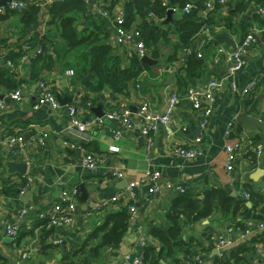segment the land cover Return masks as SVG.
Returning a JSON list of instances; mask_svg holds the SVG:
<instances>
[{
    "label": "crops",
    "instance_id": "crops-1",
    "mask_svg": "<svg viewBox=\"0 0 264 264\" xmlns=\"http://www.w3.org/2000/svg\"><path fill=\"white\" fill-rule=\"evenodd\" d=\"M20 1L25 3V8L18 13L5 14V12L0 19V74L6 69L9 72L15 71L19 79L29 80L31 59L44 53L41 44L46 43V47H51L60 36L54 26L48 25L51 20L49 0ZM105 1L110 4V0ZM230 1L222 17L218 15L217 18L222 19L224 15L228 18L234 12V8L230 7ZM237 1L242 0H232L233 5ZM0 3L3 4L1 7L7 9L11 1L0 0ZM165 5L168 6L166 16L162 19L156 15L153 17L154 21L163 28L174 24L179 12L174 11L170 4ZM30 8H37L39 12L33 17L32 22L26 23L24 14L28 13ZM122 11L124 12L123 1L119 3L113 14L105 18L97 10V4L90 2L88 11L81 17V22H85L86 17L102 22L114 52L122 57L123 61L130 63L134 57H140L137 55L136 45L119 40L116 19ZM200 14L207 17L203 11ZM248 14L251 21L242 22L237 26L240 33L237 31L242 36L251 28V24L255 26L257 22L250 12L246 14L241 12L234 16L235 20L241 22ZM138 19L133 24L134 28H138L144 21L141 18L142 22L139 24ZM83 28V24L79 26L80 30ZM212 31L207 29L203 34L206 36ZM221 33L232 36L235 32L234 29L229 28L219 34ZM171 38L174 41L178 39L176 34H172ZM221 39L217 46H227L225 40ZM158 42L159 55L154 57L150 52L148 55L161 61L162 66L148 65L151 70L143 72L139 83L130 82L126 94H115L109 87H105L100 92L89 91L81 82L75 80L74 68H62L56 64L52 70L44 71L39 80L18 87L22 88L21 101L17 102L6 97L7 106L0 110V264H68V260L78 264L81 256L77 255L76 251L86 239L83 234L86 233V229H93L99 218L103 216L99 206L105 204L110 209L118 210L132 204L141 214L135 228L128 231L119 246L105 247L103 254L92 262V264H126L127 256L135 251L139 233L146 236L147 246L160 248L159 242L151 237L150 232L152 226L159 221L161 212L168 208L170 201L183 193L179 186L185 188V191L192 190L197 194L217 186L229 192H236L238 197L247 202H250L248 198L238 192L245 190V184L252 185L257 192H264V176L258 181L251 178L252 173L264 167V156L261 159L262 166L258 169H253L247 157L250 151L249 144L253 139L257 138L264 145V134L259 129H249L237 119L241 115H250L264 122V39H259L247 51L246 68L225 82L220 90H216L211 95V98H204L203 107L212 110L208 126H200L201 112L193 111L192 103L185 95L180 96L170 123L173 136H170L166 126L160 127L157 133L152 134L154 145L148 147L146 138L142 134L145 121L139 118L137 108L143 101L149 100L156 114L165 113L169 97L177 88L178 77L186 75L184 69L186 60L190 59L187 58L189 55L180 50L177 51V58L170 59V56L176 53L174 47L163 40ZM26 45L31 46L32 56L28 63L18 70L10 57L20 54ZM217 46L204 48V58L198 59L202 62L196 60L206 65V76L197 81V87L200 89H206L214 77L219 78L226 70L225 61L219 64L218 69L211 62ZM39 50L41 52H38ZM190 57L194 59L193 56ZM20 59L19 57L16 63H20ZM68 69L75 71V77L67 76ZM254 79H258L260 85L246 96L243 94L245 88ZM233 83H236L237 88L233 87ZM42 84L51 85L58 101L60 97L64 99L62 102L67 101V103L62 104L59 101L61 107L54 111L49 107L36 109L35 106L43 93ZM12 91L0 86V95L5 96V93ZM70 106L82 112L84 122L87 123L85 133L70 127L68 119ZM127 109L135 119L134 127L128 132H122L121 138L115 139L120 124L109 119L106 114ZM99 113L105 114L101 117L102 120L97 117ZM93 120H97V123L92 124ZM232 120L237 121L236 129L238 125L242 126L240 137L244 141V150L241 151L242 155L237 162V186L232 182L234 173H230L226 168L228 153L225 144L229 141L225 135ZM183 126L187 128L186 131L182 130ZM16 134L23 135L25 147L20 158L29 163V170L26 176L14 174L4 178L6 167L2 160L13 158L10 156L12 151L4 146V142L6 143L10 138L8 135ZM81 146L87 149V153L98 158L95 168H88L82 162V152L79 149ZM180 147L200 150L203 155L193 160L184 159L176 154V150ZM28 178L32 179V184L30 188H25ZM81 182H85L88 187H95L90 191L86 210L81 208V203L75 196L81 213L92 214L87 216L88 221L81 219L76 225L67 229L52 228V231L47 233V230L40 225L41 222L28 214L22 217L17 247L12 239L6 242V239L10 238L6 228L20 219V213L26 206L40 209H47L53 204L63 206L61 192L68 190L74 194L72 190ZM155 189L159 190L157 194H153ZM114 197L119 199L117 203L112 202ZM237 219L242 220V216L238 215ZM259 221L264 220H249L246 224L248 227H256L264 223ZM85 224L88 226L86 227ZM231 225H233L231 219H220V215L217 214L186 228L184 239L194 238L201 243L193 246V256H181V259L186 264H217L218 254L214 253L217 248L215 244H211L213 239L211 236L232 230ZM255 229L259 236L264 237L262 229ZM60 235L67 236V245L56 244L55 240ZM234 238L236 241L228 248L230 250L228 259L231 257V252L238 247H251L249 241H240L237 235ZM96 244L97 240H91L89 247ZM257 245L259 252H256L257 248L245 251L239 255L243 258L239 264H264V243ZM25 253L27 257H24Z\"/></svg>",
    "mask_w": 264,
    "mask_h": 264
},
{
    "label": "trees",
    "instance_id": "trees-1",
    "mask_svg": "<svg viewBox=\"0 0 264 264\" xmlns=\"http://www.w3.org/2000/svg\"><path fill=\"white\" fill-rule=\"evenodd\" d=\"M122 1L124 2L125 14L124 28L132 30L133 24H135L138 17H141L144 21L137 28L140 33L138 40L145 43L154 57L159 55L157 47L160 46V43L158 40H163L167 44L170 43L174 47L176 53L170 56V59L177 58V51L179 50L186 54L188 50L195 49L196 43L200 39L204 41L205 46L203 48L205 49L212 46L216 47L222 41L221 37H217L220 32H211L213 39H209L203 34L207 29L212 31L218 27L220 20L216 16L221 15L220 17H222L223 15L221 5L218 3L214 11L209 13L207 17L200 14L206 5L204 0H195L196 8L189 12L183 11L184 7L190 2L189 0H155L154 2L150 0H110V4L106 6V9L113 14ZM165 4H170L172 7L177 6L179 12L174 20L175 23L163 28L154 19H150L149 16L153 14L159 19L164 18L168 7ZM89 6L90 4L85 0H66L63 3H53L50 8L51 20L48 25L55 27L59 32L60 39L51 47H46V43L41 44L44 47V53L31 59L29 80L19 79L15 71L9 72L4 69L0 74V86L14 90L21 84L35 82L40 79L44 71L52 70L56 64H59L62 68H74L76 71L75 80L81 82L92 92H100L105 87H109L115 94L121 95L126 94L130 82L139 83L143 72L151 70V67L144 64L138 57H134L130 63L123 61L122 57L116 54L112 45H110L108 32L102 22L91 17H86L85 22H81V17L88 11ZM230 7L234 8V12L228 18H225L226 30L223 31L230 28L234 31L238 30L240 33L237 26L242 22L251 21L249 14L248 16L245 15L241 22L235 20L234 16L241 12L244 14L247 12L253 13L252 18L257 22L255 26L264 27V16L257 11L258 8L264 7V0H242L237 1L234 5L231 0ZM14 12L18 13L19 10L7 7L5 14ZM38 12L37 8H30L29 12L24 14L26 23L32 22L33 17L38 15ZM214 13L217 14L214 15ZM28 14L29 16H27ZM2 17L3 15L0 16V18ZM82 24L84 28L80 30L79 26ZM251 28L245 31L243 36L238 33L239 36L244 38ZM172 34L177 35L178 39L176 41L171 38ZM22 55L23 51L10 57L12 62H15V66L19 64L16 63V60L19 57L21 58ZM216 56L215 51L212 58L215 59ZM187 58L190 59L187 61ZM187 58L185 59L186 67L184 68L186 75L178 77L175 90L180 96L185 94L191 87H197V81L206 76V65L204 63L197 62L190 55ZM237 134L242 135L241 125L237 127ZM232 137L234 138L236 135L233 134ZM252 143L256 145L259 140L257 138L253 139ZM247 157L253 168L259 166L254 152H248ZM235 177L237 182V176ZM244 188V191L249 194L247 200L252 202V207L247 206L245 199L234 197L226 189L217 186L205 189L202 194H197L192 190H186L178 194L170 201L168 208L161 212L157 224L152 226L150 235L156 242H159L160 248L157 249V247L150 245L141 249L144 254L142 264H186L181 256H193V246L201 242L196 241L194 238L185 240V229L202 220H207L213 215L219 214L220 219H231L233 221V225L230 227L232 230L229 229L230 231L227 232L234 237L237 228L248 227L246 221L264 220V192H257L252 185L245 184ZM238 215L242 216V220L237 219ZM129 219L128 206L121 207L118 210L110 209L106 211L99 218L97 224L94 225V228L86 230V233L83 234L86 239L79 250L76 251L77 255L81 256L78 264H92L95 258L103 254L105 247L119 246L130 229ZM48 224L49 219L40 223L47 230V233L52 231V227H49ZM213 235L217 236L216 234ZM213 235L211 238L215 237ZM91 240H97V244L93 247H89ZM248 241L251 247H238L231 252L230 259L226 256L225 259H219L217 264H239L243 260L239 255L249 249L256 250L258 243H264V237L257 235ZM67 243L65 241L63 245H67ZM211 244H215L214 239H211ZM256 252H259L258 248ZM232 260H234V263ZM68 261V264H75L70 260Z\"/></svg>",
    "mask_w": 264,
    "mask_h": 264
},
{
    "label": "built area",
    "instance_id": "built-area-1",
    "mask_svg": "<svg viewBox=\"0 0 264 264\" xmlns=\"http://www.w3.org/2000/svg\"><path fill=\"white\" fill-rule=\"evenodd\" d=\"M66 0H49L50 4L53 3H63ZM87 3L90 4V2H94L97 4V10L106 18L111 15L110 11L106 9V6H108V3L105 0H85ZM188 4L184 7V12H189L192 9L196 8V2L195 0H189ZM106 2V3H105ZM221 5L222 11H225L228 9V3L229 0H207L205 2V7L202 10L204 15L208 16L209 13L214 11L216 4ZM25 3H23L20 0H12L9 4L10 9L14 10H22L25 8ZM174 11L178 12L179 8L173 7ZM257 11L264 16V7H260L257 9ZM6 12L5 7H0V16L3 15ZM150 19H154V15L150 14ZM226 16L224 15L223 18L219 19L218 27L213 29L212 33H219L223 30H226L225 26V20ZM1 19V18H0ZM125 23V14L122 11L118 14L116 19V24L118 28V36L120 41H127L131 44L136 45L138 49V53L140 56L148 55L150 52L149 49L146 47L145 43L143 41L138 40V37L140 35L137 28H132V30H127L124 28ZM235 33L231 36L236 41V48L229 47V46H217L216 48V58L211 60L214 65H216V69H218L219 64L222 61L226 62V70L225 72L220 75L219 78L214 77L209 84L207 85L206 89H200L198 87H191L188 89V91L183 94L185 97L192 103L193 111H200L201 112V120H200V126L206 127L210 124V117H212V110L206 109L203 107V101L205 97L211 98V95L216 91L220 90L224 83L230 80L232 77H234L238 72L242 71L244 68L247 67L248 61L245 59V55L247 51L252 48L259 39H264V27L259 26H253L250 30V32L242 38L239 36L238 31H234ZM206 37H209V39H213V36L211 33L206 35ZM200 42H202L200 44ZM205 43L204 41H199L196 45L195 49H190L186 52L187 55H191L195 57L196 59H203L204 58V47ZM23 55L20 59L19 65H17V69L21 70L23 65L25 63H28V60L32 56L30 53L32 50L30 46H24L22 48ZM38 52H41L39 50ZM9 65H11L9 63ZM218 65V66H217ZM67 76L74 77L75 71L73 69H68L66 71ZM260 85V82L258 79H254L246 88L243 94L250 95L255 89ZM233 87L237 88L236 83H233ZM43 93L41 94L37 105L35 108H41V107H49L51 110H58L60 106V102L58 101L55 91L51 85H45L42 84ZM6 97H10L14 101H21L23 99L22 94V88H17L13 90L12 92L5 93V97L3 99H0V110L5 109L6 104ZM180 95L178 93H172L168 100V106L167 110L163 114H156L153 109V105L151 101L145 100L140 106V109L138 111L139 118L143 119L145 121V125L142 131V134L146 138L148 147H152L154 145V139L152 137L153 133H157L160 129V127H167L168 131L170 132V136H173V132L170 130V123L172 122V117L176 109V105L179 102ZM109 119L113 121H117L119 126V131L115 133V139H119L122 137V132H128L130 129H132L134 126V117L132 116V113L130 110H121V111H112L108 113ZM68 119H69V125L71 128L77 129L80 133H85L87 131V123L84 122V117L82 112H78L77 108L74 106H70L68 109ZM103 118H100L99 120H102ZM97 120H93L92 124H96ZM237 121L232 120L228 124V129L226 131V139L229 141L225 144V150L228 153V160L226 164V168L230 173H234V176L232 177V182L235 186L236 182V169H237V162L242 155L241 151L244 150V141L243 138H241V135L237 134L236 129ZM183 131H186V127H182ZM235 134L236 137H232V135ZM10 138L5 143L4 146L8 147L12 153L10 156L16 157L17 160H20L22 155V150L24 149V139L23 135H8ZM236 140V141H234ZM233 141V142H232ZM80 151L82 152V162L85 166L88 168H95L98 163V158L95 157L91 153H87L86 149L83 148V146L79 147ZM249 152H254L256 155V159L258 160L257 167L253 169H258L262 166L261 159L264 156V145L259 142L258 144L254 145L252 142L249 144ZM177 156H180L187 160H193L196 158H199L203 155V152L197 149H191L186 147H180L176 150ZM253 167V166H252ZM261 169L264 170V167H261ZM156 178V177H153ZM32 184V179L28 178L26 182L25 188H30ZM24 187V186H23ZM179 189L182 192H185V188L182 186H179ZM159 190H154L153 194H157ZM245 198H249V194L246 191H239ZM61 199L64 203L63 206L55 205L53 204L51 207L47 209H40L38 207L32 208L30 206H26L20 213V219L12 224H9L6 228V233L10 238L12 239L14 245L17 247V240L20 233V227H21V221L22 217L28 214H31L35 219H38L37 221L43 222L44 220L49 219V227L56 228V229H67L68 227L72 225H76L78 222H80L81 219L88 221L87 216H90L92 214L87 213L86 215H83L80 211V206L78 204V201L75 198V195L71 193L68 190H64L61 192ZM119 199L117 197H114L112 199L113 203H117ZM100 210L103 212V214L110 210L107 209L108 206L103 204L99 206ZM128 210L130 213V219H129V225L130 228L134 229L135 225L138 223L140 219V212L138 211V208L136 206H133L132 204L128 205ZM86 227L88 226L85 224ZM85 227V228H86ZM262 229L264 231V223L258 224L256 227H247V228H237L236 235L237 239L240 241H248L252 237H256L258 235L256 229ZM87 230V229H86ZM67 236L66 235H60L56 238L55 242L58 245L65 244ZM215 247L218 250V258L219 259H225L226 256H228L229 246L234 243L236 240L233 235L229 234L228 232L220 234L215 236ZM147 244L146 236H143L142 233L138 234V240L135 245V251L132 252V254H129L126 259V264H142L144 259V254L141 251ZM24 257H27V254H24Z\"/></svg>",
    "mask_w": 264,
    "mask_h": 264
},
{
    "label": "water",
    "instance_id": "water-1",
    "mask_svg": "<svg viewBox=\"0 0 264 264\" xmlns=\"http://www.w3.org/2000/svg\"><path fill=\"white\" fill-rule=\"evenodd\" d=\"M9 1H12V0H9ZM2 5L3 4L0 3V7ZM138 20H139V24H140L142 22V19L139 18ZM218 36L225 40L227 46L236 48V46H237L236 41L230 35H228L226 33H221ZM137 55L140 57V60L142 62H144L145 64H147L149 66H152V65L162 66V64H163V63H161V61H159L157 59H153L149 55L140 56L139 53ZM195 60H198V59H195ZM198 61H200V60H198ZM200 62H202V61H200ZM4 97H5L4 95H0L1 99H3ZM69 98H72V96H69ZM63 100L64 99L59 97V101L62 104H66L67 101L62 102ZM69 100H71V99H69ZM137 109L138 110L136 112L139 111L140 107H138ZM98 110H100V109H98ZM104 115H105L104 113H99V114H97V117L101 118ZM237 119L240 123H242L243 125H245L249 129H259L264 134V122H262L261 119H259L257 117L250 116V115H241V116H238ZM2 163L6 167V172H5L4 178H9L10 176H12L14 174L26 176L28 173V170H29V163L24 161V160H21V159L17 160L16 157H13L12 159H3ZM263 176H264V170L260 168L257 171H255L254 173H252L251 178L254 179L255 181H258V179L260 177H263ZM125 187L127 188V185H125ZM94 189H95V187H88L85 182H81L78 185H76L74 190H72V192H74V195L76 196L77 200L81 203V208H83L84 210H86L88 207L87 202L89 200L90 191H92ZM230 193L232 194V196L238 197L236 192H230ZM127 195H129V194L127 193ZM247 206L252 207V203L247 202ZM130 231H131V228L129 229V232ZM10 241H11V238L6 239V242H10ZM214 253L218 254V250L216 249L214 251Z\"/></svg>",
    "mask_w": 264,
    "mask_h": 264
},
{
    "label": "rangeland",
    "instance_id": "rangeland-1",
    "mask_svg": "<svg viewBox=\"0 0 264 264\" xmlns=\"http://www.w3.org/2000/svg\"><path fill=\"white\" fill-rule=\"evenodd\" d=\"M1 99V98H0Z\"/></svg>",
    "mask_w": 264,
    "mask_h": 264
}]
</instances>
